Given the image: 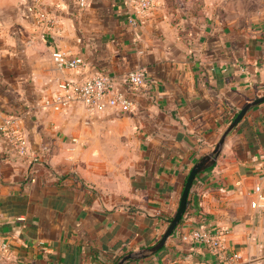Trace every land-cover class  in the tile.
Instances as JSON below:
<instances>
[{"label":"crops","instance_id":"crops-1","mask_svg":"<svg viewBox=\"0 0 264 264\" xmlns=\"http://www.w3.org/2000/svg\"><path fill=\"white\" fill-rule=\"evenodd\" d=\"M256 4V15L234 16L232 0H156L136 25L129 0H0V127L13 120L27 140L19 154L0 130L6 264H110L159 239L192 165L264 94V0ZM55 52L85 65L60 70ZM139 66L146 81L127 89V112L43 106L59 78L118 79ZM199 226L223 232L224 257L182 239ZM123 264H264V101L195 176L164 246Z\"/></svg>","mask_w":264,"mask_h":264},{"label":"built area","instance_id":"built-area-1","mask_svg":"<svg viewBox=\"0 0 264 264\" xmlns=\"http://www.w3.org/2000/svg\"><path fill=\"white\" fill-rule=\"evenodd\" d=\"M72 1L76 6L82 8L88 5L89 0ZM129 3L132 7V14L128 17V21L137 25L152 9L156 0H129ZM33 8L36 9V6L29 7L30 10ZM35 15L42 22H52V18H47L41 11L36 10ZM52 60L60 70L77 69L85 65L82 59L68 57L60 52L53 53ZM146 74V68L139 66L123 74L118 79L107 73H97L82 81H75L68 77L59 78L56 81V90L44 98L43 106L56 112L64 111L73 104L83 105L89 113L102 112L107 108L127 112L132 105L127 89L144 85ZM13 123V120H8L0 127V130L9 138L16 152L24 154L27 149V140L18 130L11 128ZM33 162H37L36 158L33 159ZM257 189L258 187H256ZM254 205L252 203V206ZM182 239L202 243L216 254L222 257L225 256L223 252V232L220 230L205 226L193 227L182 236ZM239 257L238 253L230 255V258L234 260ZM0 264H6L1 256Z\"/></svg>","mask_w":264,"mask_h":264},{"label":"water","instance_id":"water-1","mask_svg":"<svg viewBox=\"0 0 264 264\" xmlns=\"http://www.w3.org/2000/svg\"><path fill=\"white\" fill-rule=\"evenodd\" d=\"M264 101V94L255 97L254 99L246 102L235 114L232 120L229 122L228 126L226 127L225 131L221 134L218 141L215 143L213 149L204 155H202L190 168L186 179L184 181V185L179 197V202L176 208L175 213L172 215L170 220L167 223L166 228L164 229L163 233L159 237V239L152 245L147 247H142L138 250L130 251L121 255L113 264H123L128 260H136L142 259L152 255L153 253L157 252L161 249L167 238L172 234L176 226L178 225L184 211L186 208V202L188 198V192L192 185L193 179L195 176L207 169L208 167L212 166L215 162V159L219 155L220 149L222 144L225 140V137L229 131H231L235 125L239 122V120L245 115V113L252 107L260 104Z\"/></svg>","mask_w":264,"mask_h":264},{"label":"rangeland","instance_id":"rangeland-1","mask_svg":"<svg viewBox=\"0 0 264 264\" xmlns=\"http://www.w3.org/2000/svg\"><path fill=\"white\" fill-rule=\"evenodd\" d=\"M258 0H232V8H233V15H248L251 16L250 14L256 15V9H257V2ZM248 4V8L246 5ZM245 5V6H244ZM247 9L246 14L244 11Z\"/></svg>","mask_w":264,"mask_h":264},{"label":"trees","instance_id":"trees-1","mask_svg":"<svg viewBox=\"0 0 264 264\" xmlns=\"http://www.w3.org/2000/svg\"><path fill=\"white\" fill-rule=\"evenodd\" d=\"M237 113V111H235L234 112V114H233V116H232V118L235 116V114ZM232 120V119H231ZM168 221H169V219H168ZM117 260V258L116 259H114L110 264H113L115 261Z\"/></svg>","mask_w":264,"mask_h":264}]
</instances>
